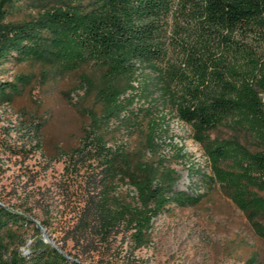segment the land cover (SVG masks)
Listing matches in <instances>:
<instances>
[{
    "label": "trees",
    "instance_id": "1",
    "mask_svg": "<svg viewBox=\"0 0 264 264\" xmlns=\"http://www.w3.org/2000/svg\"><path fill=\"white\" fill-rule=\"evenodd\" d=\"M44 8L13 21L14 0H0V66L32 61L64 73L87 70L74 92L99 109L72 103L88 124L66 154L74 164L94 163L99 191L86 201L73 239L106 243L124 231L133 250L146 248L155 218L200 201L173 189L178 176L165 159L147 157L159 148L161 123L152 121L140 148L117 138L143 111L132 109L135 101L156 94L151 100L187 124L203 150L210 165L203 182L218 184L264 240V0H57ZM16 92L15 83L0 80V105ZM15 127L17 142L40 147V124ZM224 128L227 137L216 134ZM122 185L133 193L119 192ZM40 234L0 198V264H84Z\"/></svg>",
    "mask_w": 264,
    "mask_h": 264
},
{
    "label": "rangeland",
    "instance_id": "2",
    "mask_svg": "<svg viewBox=\"0 0 264 264\" xmlns=\"http://www.w3.org/2000/svg\"><path fill=\"white\" fill-rule=\"evenodd\" d=\"M52 5H57V0H14L10 19L30 20ZM60 71L48 62L0 66V80L17 85L11 102L0 105L2 203L13 205L34 221L41 237L44 232L53 247L63 249L65 254H77L84 264H264V240L218 184L209 188L203 182L202 173L210 174L203 150L193 140L187 124L151 100L156 94L135 101L132 109L143 111L135 125L117 138L124 136L132 150L140 148L152 121L161 123L162 130L155 135L159 148L147 157L155 161L165 159V164L178 176L173 189L200 195V201L191 207L173 206L155 218L151 243L146 248L133 250L130 233L124 231L111 236L106 243L93 235L73 239L86 201L96 196L99 188L94 163L74 164L66 154L78 147L82 129L88 124L87 117L72 103L79 101L81 107L99 108L93 99H79L82 91L74 92L81 72L86 69ZM134 85L139 89L138 80ZM162 115L166 117L163 123ZM22 121L40 124L39 148L36 142L25 146L17 142L14 129ZM216 134L227 137L230 131L224 128ZM125 190L133 191L124 185L118 191ZM29 233L30 241L35 235Z\"/></svg>",
    "mask_w": 264,
    "mask_h": 264
},
{
    "label": "water",
    "instance_id": "3",
    "mask_svg": "<svg viewBox=\"0 0 264 264\" xmlns=\"http://www.w3.org/2000/svg\"><path fill=\"white\" fill-rule=\"evenodd\" d=\"M43 231V230H42ZM43 240L45 241V242H48V243H50L51 245H53V243L47 238V235L43 232ZM56 248V247H55Z\"/></svg>",
    "mask_w": 264,
    "mask_h": 264
}]
</instances>
